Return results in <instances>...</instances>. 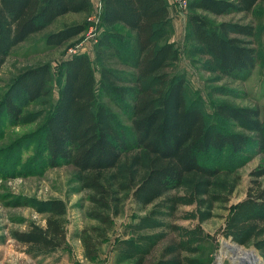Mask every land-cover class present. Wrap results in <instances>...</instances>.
Listing matches in <instances>:
<instances>
[{"label":"trees","instance_id":"16d2710c","mask_svg":"<svg viewBox=\"0 0 264 264\" xmlns=\"http://www.w3.org/2000/svg\"><path fill=\"white\" fill-rule=\"evenodd\" d=\"M259 2L264 0H188L187 31L196 51L221 76L245 80L251 75L258 61L256 31L249 23H215L210 16L249 13ZM90 10L91 0H0V68L14 47L60 16ZM100 21L103 31L95 46L99 79L85 52L62 62L63 80L40 143L42 169L73 165L80 188L90 191L87 216L98 224L78 236L83 256L89 261L99 257L98 246L108 240L107 230L122 209L120 193L129 190L141 207H152L123 226L113 245L114 262L145 264L159 242L182 229L168 220L182 201L172 191L188 173L217 175L220 168L202 163L200 157L229 151L239 165L254 155H261V161L249 172L246 195L233 207L222 234L238 245L255 247L264 259V182L259 180L264 176V117L259 118V109L218 103L216 116L244 120L248 132L227 131L208 125L202 107L188 102L184 76L164 72L178 60L177 48L156 39L172 27L167 0H101ZM87 27V21L64 25L48 32L44 42L62 46ZM12 88L26 103L46 105L52 93L50 65L23 69ZM2 102L10 125L22 123L24 105L9 94ZM135 150L141 153L129 161L126 176L117 173L123 157ZM37 204V211L46 214L44 224L30 221L25 230L10 232L33 259L45 258L66 243L65 201L52 198ZM182 250L181 242L163 247L157 264H200L196 258L177 256ZM167 255L174 256L165 259Z\"/></svg>","mask_w":264,"mask_h":264},{"label":"rangeland","instance_id":"374dc122","mask_svg":"<svg viewBox=\"0 0 264 264\" xmlns=\"http://www.w3.org/2000/svg\"><path fill=\"white\" fill-rule=\"evenodd\" d=\"M100 14L101 0H91L89 13H67L60 16L44 30L14 47L0 68V264H66L76 261L79 264H115L113 245L123 226L135 221L152 207H141L133 200L129 190L121 192L120 195L124 196L122 209L113 217L112 226L107 230L108 240L98 246L100 257L95 261L85 260L80 256L83 248L78 236L84 229L98 224L87 216L91 206L87 200L90 191L80 188L76 181L78 169L73 165L41 168L42 127L50 107L58 97L63 80L62 62L72 54L85 52L92 61L96 80L99 79L95 46L103 31ZM210 19L215 23L236 21L255 27L254 46L258 52V61L251 75L245 80L221 76L210 59L196 51L186 28V16L171 17L172 27L167 29L168 34L163 31L156 38L160 43L172 42L178 51V60L164 72L184 76L188 102H196L202 107L208 125L227 131L248 132L244 120H223L216 116L215 107L220 102L239 107H257L259 118L264 117V2L257 3L249 13L210 16ZM85 21L88 22L86 30L62 46L45 44L44 36L48 32ZM114 28L126 33L119 26ZM40 63H48L52 73V93L46 105L39 101L26 103L23 95L12 88L20 71ZM8 94L24 105L22 123L18 125L11 126L4 111L2 101ZM112 109L120 114L113 104ZM120 120L129 126V121L122 115ZM136 153L140 154L141 151L135 150L125 155L116 172L126 176L128 163ZM200 158L202 163L220 168L219 173L210 178L196 172L185 175L182 184L172 191L182 201L175 215L168 219L182 229L169 233L159 242L145 264H157L162 258L163 247L175 242H181L185 248L178 251L177 256L196 258L200 264H246L243 259L235 258L237 254L233 247L240 246L226 238L222 229L235 204L245 197L250 184L249 172L260 163L261 155L252 156L243 165H239L237 158L229 151H211ZM259 180L264 182V176ZM52 198L63 199L67 206L66 243L45 258L33 259L24 252V245L10 236V232L25 230L30 221L44 224L46 214L37 211V201ZM240 248L256 255L255 264H264L263 255L255 247ZM57 258L59 263L56 262ZM81 258L82 263L79 261Z\"/></svg>","mask_w":264,"mask_h":264},{"label":"built area","instance_id":"2783aa9c","mask_svg":"<svg viewBox=\"0 0 264 264\" xmlns=\"http://www.w3.org/2000/svg\"><path fill=\"white\" fill-rule=\"evenodd\" d=\"M168 8L171 17H185L188 10V0H167ZM236 246L242 247V245L236 244ZM239 258V257H235ZM242 259V258H240Z\"/></svg>","mask_w":264,"mask_h":264},{"label":"bare ground","instance_id":"6f19581e","mask_svg":"<svg viewBox=\"0 0 264 264\" xmlns=\"http://www.w3.org/2000/svg\"><path fill=\"white\" fill-rule=\"evenodd\" d=\"M233 250L239 257V259L242 258L244 262H246V264H255L254 262L257 257L253 252L245 251L240 247H233Z\"/></svg>","mask_w":264,"mask_h":264},{"label":"crops","instance_id":"0c3cea01","mask_svg":"<svg viewBox=\"0 0 264 264\" xmlns=\"http://www.w3.org/2000/svg\"><path fill=\"white\" fill-rule=\"evenodd\" d=\"M80 256H83V249H82V255H80ZM113 259H114V251H113ZM100 257V256H99ZM98 257V258H99ZM83 259H85V260H87L84 256L82 257ZM82 258L81 259H79V261L82 263ZM89 261V260H88ZM60 261H58V263H59ZM66 264H71V262H68V263H66Z\"/></svg>","mask_w":264,"mask_h":264}]
</instances>
